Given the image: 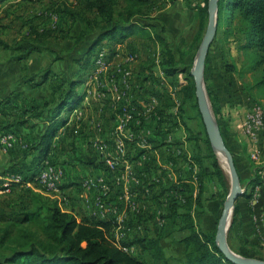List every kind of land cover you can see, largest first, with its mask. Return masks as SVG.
<instances>
[{
  "label": "crops",
  "instance_id": "1",
  "mask_svg": "<svg viewBox=\"0 0 264 264\" xmlns=\"http://www.w3.org/2000/svg\"><path fill=\"white\" fill-rule=\"evenodd\" d=\"M150 1L153 7L146 14L160 21V24L156 23L157 28L152 29L153 39L146 32H135L122 39H104L96 47L94 56L104 53L107 66L99 72L98 82L94 84L85 74L82 77L86 78L82 80L79 75L68 77L70 72L66 67L55 69L66 59L56 60L52 52H35L25 60H15L16 51L0 46V136L8 129L17 135L12 148L0 149V184L15 175L13 171H7L14 160L13 169L38 167L40 170L45 165H53L62 172L57 189L47 190L35 179L31 184L40 190L44 188L43 194L62 209L112 220L116 224L114 238L118 244L131 243L135 237L155 238L170 232L169 243L183 248L175 239L188 233L190 223L210 230L209 225L197 223L198 216L209 218L217 197L211 192L214 182L200 175L201 166L195 158L203 154L205 143L203 138L198 139L201 126L197 110L192 101L186 99V73L166 72L163 62L169 55L157 34L165 36L171 53L179 61L182 52L188 50L182 34L188 32L187 24L195 25L197 6L185 1L182 8H176L177 0ZM65 3L74 8L80 0H65ZM11 5L14 8L21 6L12 2ZM65 17L69 16L61 13L59 27L68 24ZM182 20L187 27H183ZM179 24L183 32L177 40ZM82 54V68L97 65L91 58L93 55L86 63L88 58L84 49ZM24 69L35 74V78L25 81ZM56 75L72 80L79 78L78 97L63 110L64 124L54 138L49 155L40 161L38 151H30L28 147L39 141L48 124L45 118H32L24 125L3 126L8 121L15 123L23 118L32 107H41L46 102L55 104L59 98L57 87L62 82L53 87ZM230 91L232 99L228 100L224 89L220 110L227 124L243 133L241 125L251 108L246 107L244 97ZM125 107L134 117L123 126ZM71 130L73 136L69 137ZM257 138V160L251 158L249 147L243 150L244 154L235 147L242 162V173L248 180L243 187L244 193L236 202L238 212L231 234L234 243L241 235L254 243L260 227L264 229V187L255 197L251 183L257 170L264 167V128ZM88 181H93L94 185L87 184ZM103 183L109 188L104 189ZM17 186L12 183V191L8 194ZM213 187L217 189L215 183ZM2 195L0 198L7 194ZM129 250L132 253L138 251L136 245H131Z\"/></svg>",
  "mask_w": 264,
  "mask_h": 264
},
{
  "label": "trees",
  "instance_id": "2",
  "mask_svg": "<svg viewBox=\"0 0 264 264\" xmlns=\"http://www.w3.org/2000/svg\"><path fill=\"white\" fill-rule=\"evenodd\" d=\"M205 1L204 7L200 5L196 7L198 32L200 28H204V18L208 13L209 0ZM152 7L150 0H80L79 6L75 8L63 1L57 11L70 16L73 23L81 22L82 30L77 36L65 33L59 28L42 31L35 26L31 27L30 34L23 35L13 44L3 40L0 35V46L16 51L13 56L15 60H25L33 53L42 51L52 52L56 55V60H63L65 57L55 47V43L69 37L74 41V48L83 47L85 56L88 58L86 63H88L89 57L94 56L96 47L104 39H122L135 32H146L148 37L153 39L152 29H156L158 25L150 22L151 17L146 14ZM236 20L238 25L243 27L246 47L253 52L252 60L249 65H246V70L258 71L259 75L255 84L259 88H264V0H219L218 26L230 27ZM157 37L164 46L166 54L169 55L163 62L166 72L186 73L188 80L184 88L186 99L191 100L196 106L197 114L204 125L198 109L195 84L191 79L194 57H191V62L188 63V53L183 51L179 61H176L165 36L158 32ZM61 81L57 87L59 98L55 104L46 102L41 107H32L23 118L15 123L8 121L3 126L8 128L15 124L24 125L32 118H45L48 124L44 127L39 141L28 147L30 151H38L40 161H44L49 155L54 138L64 124L61 118L63 110L78 97L76 95L78 80L65 76ZM74 104L76 106L77 102ZM213 106L215 107L214 104ZM6 132L15 133L10 129ZM68 135L72 137L73 130L68 132ZM223 136L227 143L225 134ZM198 139H202L205 143V153L195 157L201 166L200 175L209 177L222 187L226 186L225 170L212 149L205 125L203 130L201 128ZM227 145L234 154L241 177L242 162L229 143ZM64 146L70 147L71 144H64ZM209 157L212 158V165L206 163ZM15 162V160L12 162V166L7 171L23 174L26 180L34 179L39 172V168L36 167L29 170L30 174L26 175L24 170L12 168ZM260 169L251 181L254 186L253 191L262 182ZM24 189L26 190L22 192L27 191V195L17 192L20 196L16 198L17 204L6 206L5 198L0 202L2 208L6 207V210L0 212V264H171L172 258L166 254L165 247V242L169 243L170 232L162 233L155 238L135 237L131 243L118 244L114 238L116 224L112 220L66 211L48 196L30 188L24 187ZM11 199L9 198L10 202ZM237 212L236 205L232 227L235 224ZM187 227L188 233L175 239L183 246L182 256L177 258L183 264H235L220 251L216 243L215 231L204 230L193 223ZM131 245L137 246L136 255L129 250Z\"/></svg>",
  "mask_w": 264,
  "mask_h": 264
},
{
  "label": "rangeland",
  "instance_id": "3",
  "mask_svg": "<svg viewBox=\"0 0 264 264\" xmlns=\"http://www.w3.org/2000/svg\"><path fill=\"white\" fill-rule=\"evenodd\" d=\"M62 1L65 0H14V2L13 1L6 2L5 0L4 1L2 0L0 2V32H1L0 35L2 39L10 44H13L16 42V40L19 41L23 35L26 36L27 34H30L32 32L31 27L33 28L35 26L42 31L47 29L59 28L60 30H64L65 33H69L72 36H77L79 32L82 30V24L79 21L73 23L71 21L72 19L70 16L65 17L67 19H64L68 21L67 25H62L60 27L58 26V24L62 23V20L60 21L61 13H57L58 10L57 8L60 7ZM185 1L187 2L189 1V4L191 5L193 4L195 5V7L197 5L204 7V5L206 4L205 0H177V2H175L176 8H182ZM11 2L12 4L20 3L21 6L14 8L13 5H11ZM56 2L57 5H54V3ZM77 2H79V0H77ZM79 4L78 5L76 4L74 8L78 7ZM193 10L195 12V8H193ZM197 19L198 18H196L195 21H197ZM150 21L160 24V21L156 19L154 20L150 18ZM70 23L73 24L70 26ZM181 23L183 27L188 26L187 27L188 32L186 33V35L182 34V37H184L183 42L184 45L186 44V48L188 49L185 51L188 53L187 59H188V63H190L191 62L190 58L194 57L195 59L198 50L201 46V43L203 41V37L205 35V31L208 23V13H206V16L204 18V28L202 29L200 28L199 32L196 22L194 26L193 25L189 26V24H187L186 26L185 20H182ZM177 24L178 23L175 22V26H177ZM238 24L239 23L236 20L232 23L230 27L218 26L217 35L210 47V51L207 57L205 74H204V83L208 92V97L210 99L211 107L214 112V115L223 131V134H226L227 136V143H229V145L234 149V152L237 156L238 154L236 153L235 147H237L241 151V153L243 152V150L246 151V148L249 147L250 150L249 154L251 156V152H253L256 148V142H258V138H255V135H251L249 133L247 135L244 133H240L238 129L235 130L234 128H232L224 120L223 117L225 116H223L220 110L221 107L220 99L221 96H224L223 91L224 89H226L227 90L226 94L228 95L226 99L228 100L232 99V95H229V93L231 92L230 90H233L232 91L233 93H237L238 96L240 95L244 97V102L246 104V107L248 109L249 107L251 108L249 110L250 112L253 110L254 107H258V106H261L264 111V88H259L255 84L259 72L258 71L248 72L246 70L247 69L246 65H249L252 60L253 52L250 50L249 47H246V43H245L246 37L245 34L243 33V27ZM179 27H180L179 30L180 32H179V37H176L177 40H180V34L183 32V28L181 27L180 24ZM25 28H27V30H25ZM197 32H198V36H197ZM197 37L199 38L198 41H197ZM55 47L62 54V56L65 57L64 59H66L64 62L57 64L55 66V69H61L62 67H66L67 70H69L70 72L68 74L69 75L68 77L75 78L79 75L80 78L83 80L86 78V77H82L85 74V76L88 77V81L92 82V84L98 82V79H96V77L97 75L99 76L100 71H98V69L96 68L97 65H92V66L90 65L88 69H85L84 66L83 68L80 66V63H84L82 58L83 55L82 46L74 48L73 39L68 37V39L59 40L58 42H56ZM54 56L56 55L54 54ZM96 57L97 56L95 55L92 56L91 58L95 59ZM23 72H24L23 79L25 81H29L30 79L35 78V74L29 73L27 69H24ZM62 78L63 77L61 76L58 77L56 75V79L53 80L52 82L54 88L57 87V83H60ZM78 79L79 78H76V80ZM191 79L194 82L193 76ZM228 90L230 92H228ZM194 102L196 103V98L194 99ZM213 104L215 105V107L213 106ZM193 107H195V109L197 110L195 105H193ZM192 112L194 114L195 112L194 108ZM198 122H200V126L203 130L204 125L202 124L199 115H198ZM203 153H205V150L203 151ZM206 163L212 165V158L209 157ZM222 167L224 168L223 165ZM226 169L227 168H224L227 178V185L222 187L221 185L215 183L217 189L213 187L214 183L213 185H211L212 195L214 194L213 196L217 197V201H215L214 203L213 213H211L209 218L198 216L197 223L200 226L209 225V229L215 232L217 231V224L221 216V213L223 211L224 203L231 190V179L228 170ZM28 171L29 170H24L26 175L30 174ZM243 174L244 173H242L241 175V179L243 180L241 181V184L244 187V184L245 183L247 184L248 179L246 175ZM24 187L33 189L34 191L39 192L41 194H43L44 191L43 190L44 188L42 189L43 190L42 191L38 188H35L34 185L31 187L18 185L16 189H14L13 193L5 195L4 202L6 203V206H8L9 204L11 205L17 204L16 198L17 197L20 198V196L17 195V192H20V194L23 193V195H27V191L22 192V190H26L24 189ZM8 197L12 198L11 202ZM4 198L3 197L0 198V202ZM3 210H6V207L3 208L0 207V212H2ZM232 229L233 227L231 225L228 235V241L232 250L235 251L234 248H236L240 250L241 252L240 254L244 253V254H248L250 257L264 259L263 227H260L259 232H257L256 236L254 237V239H256V242L254 243H249V240L246 241V239L243 238L242 235L240 236V238L236 239L237 241L236 243H234L233 239H231V234L233 232ZM237 243H240V245ZM165 247H166V254L171 256L172 258L170 260L171 264H183L180 259H177V257L182 256V252H183L182 247L176 246L175 243H168V244L165 243ZM133 253L136 255L137 251ZM255 254L259 255V257L254 256Z\"/></svg>",
  "mask_w": 264,
  "mask_h": 264
},
{
  "label": "water",
  "instance_id": "4",
  "mask_svg": "<svg viewBox=\"0 0 264 264\" xmlns=\"http://www.w3.org/2000/svg\"><path fill=\"white\" fill-rule=\"evenodd\" d=\"M219 0H209L208 23L203 41L194 59L191 74L194 78L195 94L198 109L201 113L205 129L212 149L220 161L219 153L228 160V173L231 179V190L224 203V208L218 220L216 231V243L220 251L235 264H264V259L248 257L231 249L228 241L229 230L233 222L234 209L238 198L244 193L241 177L238 172L234 154L229 149L221 127L214 115L208 92L204 83V74L210 47L218 32ZM221 163V161H220ZM222 165V163H221Z\"/></svg>",
  "mask_w": 264,
  "mask_h": 264
},
{
  "label": "built area",
  "instance_id": "5",
  "mask_svg": "<svg viewBox=\"0 0 264 264\" xmlns=\"http://www.w3.org/2000/svg\"><path fill=\"white\" fill-rule=\"evenodd\" d=\"M105 55L104 53H99L95 58V62L98 66V71H101L103 68L107 66V63L104 62ZM255 108V110H254ZM251 113L248 115L247 120L243 122L241 125V129L244 134L255 135L257 138L258 132L263 130L264 128V111L261 106L254 107ZM126 117L123 122V126H125L132 118L134 117L132 112L125 107ZM17 140L16 135L13 132L4 133L0 136V149L8 150L12 148ZM120 143L123 144L122 140ZM259 157V151L257 148L253 152H251V158L257 160ZM62 172L60 169L56 168L53 165H45L40 168L39 172L36 174L34 179L39 182L44 188L47 190H55L57 189V184L59 182V178ZM259 174L262 178V182L255 187L254 196L258 197L260 189L264 187V168L259 170ZM0 174V178H1ZM32 180H26L23 174H15L11 176V179L3 181L0 184V195L8 194L12 191V183H16L18 185H24L26 187H31ZM87 184L94 185L93 181H88ZM104 189H108L109 186L105 183L102 184Z\"/></svg>",
  "mask_w": 264,
  "mask_h": 264
},
{
  "label": "bare ground",
  "instance_id": "6",
  "mask_svg": "<svg viewBox=\"0 0 264 264\" xmlns=\"http://www.w3.org/2000/svg\"><path fill=\"white\" fill-rule=\"evenodd\" d=\"M218 155H219L222 165L224 166V168H227L226 170H228L229 168L228 160L224 157L223 154L219 153Z\"/></svg>",
  "mask_w": 264,
  "mask_h": 264
}]
</instances>
